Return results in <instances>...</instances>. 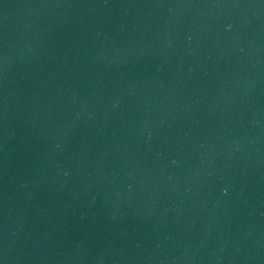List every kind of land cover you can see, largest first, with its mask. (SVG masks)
<instances>
[{
  "label": "water",
  "instance_id": "obj_1",
  "mask_svg": "<svg viewBox=\"0 0 264 264\" xmlns=\"http://www.w3.org/2000/svg\"><path fill=\"white\" fill-rule=\"evenodd\" d=\"M264 0H0V264H259Z\"/></svg>",
  "mask_w": 264,
  "mask_h": 264
}]
</instances>
